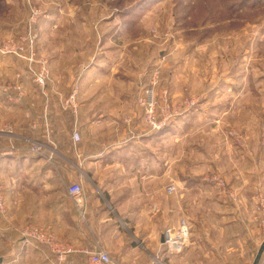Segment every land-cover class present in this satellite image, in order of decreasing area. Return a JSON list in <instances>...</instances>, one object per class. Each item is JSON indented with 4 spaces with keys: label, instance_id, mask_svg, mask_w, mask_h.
Listing matches in <instances>:
<instances>
[{
    "label": "crops",
    "instance_id": "obj_1",
    "mask_svg": "<svg viewBox=\"0 0 264 264\" xmlns=\"http://www.w3.org/2000/svg\"><path fill=\"white\" fill-rule=\"evenodd\" d=\"M105 57L96 54L89 59L77 114L60 109V95L67 90L58 86L49 85L46 96L35 89L38 101L27 98L20 104L0 98V147L44 144L40 155L15 149L10 155L0 153V187L8 209L7 218L0 221V264H89L80 251L98 246L127 264H253L264 241L254 211L255 195L264 190V141L258 137L251 153L232 147L228 153L227 146L209 167L203 160L198 163L197 176L215 174L228 189L240 193L237 198L221 192L211 195L221 188L205 179L183 183L180 207L189 218L190 243L181 253H170L162 246L171 211L164 191L171 181L170 135L146 124L139 102L144 86L109 83L111 75L101 63ZM200 103L201 110L211 113L217 106L203 107L205 99ZM134 107L137 115L130 113L125 121L126 111ZM195 122L203 126L206 120ZM74 131L80 134L78 141ZM201 137L204 142L205 135ZM61 141L66 145L57 144ZM159 142L162 149L155 148ZM78 180L85 190L83 220L67 192ZM193 190L198 195L191 199ZM26 226L54 236L72 252L60 256L30 242L21 233Z\"/></svg>",
    "mask_w": 264,
    "mask_h": 264
},
{
    "label": "rangeland",
    "instance_id": "obj_2",
    "mask_svg": "<svg viewBox=\"0 0 264 264\" xmlns=\"http://www.w3.org/2000/svg\"><path fill=\"white\" fill-rule=\"evenodd\" d=\"M104 39L108 42H102ZM138 39L143 42H136ZM22 41L21 57L0 51V92H4L0 98L8 103L23 104L27 98L38 101L34 91L39 88L46 96L49 85L58 86L67 90L60 95V109L77 114L83 72L96 54L106 56L100 60L105 74L111 75L109 83L140 85L146 92L154 89L156 116L160 121L168 118L162 128L170 135L165 148L167 143L171 181L164 191L170 197L171 211L165 229L182 219L189 222L180 207L183 183L205 179L221 188L211 195L239 196L240 190L228 189L215 174L197 176L198 163L203 160L209 167L221 159L219 152L227 146L228 153L231 147L251 153L258 137L264 141V0H0V49H16ZM40 75L44 87L38 82ZM146 92L139 100L144 120L146 109L141 101ZM202 99L203 107L217 105L213 113L208 108L201 110ZM126 113L125 121L137 115V110L134 107ZM198 118L206 123L197 125ZM213 134L219 137L213 138ZM34 145L32 141L20 149H0L35 155L30 151ZM155 148L162 149L161 142ZM171 184L177 190L168 195L166 188ZM189 193L191 199L197 198L198 192ZM261 195L264 190L255 195L256 220ZM77 212L83 220L86 214ZM7 215L6 203L0 221ZM25 230L38 233V227L26 226L21 233Z\"/></svg>",
    "mask_w": 264,
    "mask_h": 264
},
{
    "label": "built area",
    "instance_id": "obj_3",
    "mask_svg": "<svg viewBox=\"0 0 264 264\" xmlns=\"http://www.w3.org/2000/svg\"><path fill=\"white\" fill-rule=\"evenodd\" d=\"M24 45L25 42H19L16 44V49H9V46L5 47L4 49H0L2 53H14L17 56L23 55L24 51ZM38 82L41 84L42 87H44V76L40 75L38 76ZM76 91L71 95L70 101H74L76 99ZM155 92L154 89H149L146 92V97L144 100L141 101V103L145 106L146 109V115L145 120L147 124L153 129V130H159L162 127L166 125L167 117L160 121L158 117L156 116V99H155ZM166 101V99H164ZM73 138L75 141H78L80 139V134L77 131H74ZM14 148H11L10 151L3 150L0 152L3 154H13ZM42 150V145L40 142L35 141L34 147L30 150L35 155H40ZM29 151V150H28ZM177 186L176 185H169L166 188V193L168 195H172L176 192ZM67 192L74 201L75 205L81 210V212H85V190L80 182H74L68 185ZM257 221L259 223L260 233L264 240V196L261 195L257 207ZM6 213V203H5V197L3 194V191L0 187V214ZM23 237L27 240H36L38 241V244L40 245H46L48 246L51 251L58 253L60 256L64 255L68 252H72V249L69 247H64L58 243V241L54 238V236L47 234V233H32L29 230H25L22 232ZM190 235L189 228H188V221L185 219H182L177 226L169 227L164 230L162 233V246L165 247L170 253L173 254H179L181 253L190 243ZM81 253L85 254L88 258L89 264H127L122 261H118L117 259L113 258L110 253L103 247L98 246L95 249L88 250V249H82L80 251ZM262 262L264 261V254L262 256Z\"/></svg>",
    "mask_w": 264,
    "mask_h": 264
},
{
    "label": "water",
    "instance_id": "obj_4",
    "mask_svg": "<svg viewBox=\"0 0 264 264\" xmlns=\"http://www.w3.org/2000/svg\"><path fill=\"white\" fill-rule=\"evenodd\" d=\"M162 241H163V239H162ZM263 254H264V241L261 244V246H260V248H259V250L257 252V255H256L255 259H254L253 264H260Z\"/></svg>",
    "mask_w": 264,
    "mask_h": 264
}]
</instances>
